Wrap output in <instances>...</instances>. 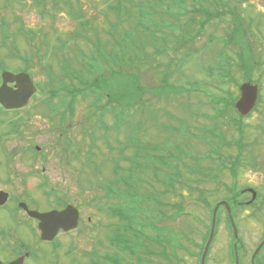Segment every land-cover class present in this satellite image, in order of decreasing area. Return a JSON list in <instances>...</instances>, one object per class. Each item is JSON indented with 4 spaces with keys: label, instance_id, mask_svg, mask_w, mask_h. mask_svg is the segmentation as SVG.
<instances>
[{
    "label": "rangeland",
    "instance_id": "obj_1",
    "mask_svg": "<svg viewBox=\"0 0 264 264\" xmlns=\"http://www.w3.org/2000/svg\"><path fill=\"white\" fill-rule=\"evenodd\" d=\"M17 1L11 17L14 48L19 54L12 58L27 57L32 66L49 63L61 68L60 81L42 68L45 79L40 82L45 90L69 96H35L24 113L26 141L14 148L21 151L26 145V159L3 163L0 170L28 173L32 191H50V196L42 195L38 201L44 209L60 206L59 199L75 204L83 214L79 228L60 233L54 242L40 237L33 240V250L42 254L38 264H91L92 259L102 264H167L173 251L185 258V239L189 264H199L202 245L209 236L211 207L223 198L231 202L239 239L221 208L206 264H213V250L222 264H234L235 242L240 255L246 232L253 231L248 239L253 245L264 222V0H239L236 12L244 19L243 33L228 31L233 24L226 15L224 21L212 19L187 44L185 21L192 15L191 0H44L41 7L36 0ZM4 5L5 0H0L3 23L9 16ZM110 5L124 8L123 14H117L123 19L117 29L111 26L117 24L113 11L117 8ZM41 8L48 12L42 14ZM74 11L83 17H74ZM84 25L88 27L82 32ZM22 26L30 35L19 31ZM77 32L82 34L72 39ZM93 39L117 57L119 48L113 44L120 42L122 56L113 66L119 72L110 76L108 62L103 69L105 82L101 81L97 91L73 96V88H82L94 77L87 72L90 62L81 58H91ZM226 39L239 46L230 43L226 47ZM246 42L252 43L259 60L246 79L258 78L263 95L257 110L237 125L229 116L238 118L235 113L213 118L209 97L217 94L216 89L202 81L215 82L206 75V67L217 58L231 56L236 65L240 61L236 51L243 46L244 54L248 52ZM67 58H71L68 66ZM15 60L11 66H16ZM168 61L172 68L167 71L175 69L169 78L163 70ZM237 83L236 78L224 86L232 97L235 93L238 97ZM164 84L167 90L160 92ZM105 94L116 100V116L109 110L100 115L108 98L95 102L94 95ZM52 107L57 109L56 115L48 109ZM17 155L13 153V157ZM66 156L71 163L65 162ZM190 167L196 172L189 171ZM43 182L44 188L40 187ZM246 188L256 190L257 198L250 205L236 203L231 197L239 196L237 201L252 197ZM152 219L156 226L151 225ZM145 238L156 243L152 256L144 255Z\"/></svg>",
    "mask_w": 264,
    "mask_h": 264
},
{
    "label": "flooded vegetation",
    "instance_id": "obj_2",
    "mask_svg": "<svg viewBox=\"0 0 264 264\" xmlns=\"http://www.w3.org/2000/svg\"><path fill=\"white\" fill-rule=\"evenodd\" d=\"M14 0H5V10L6 16L5 22H0V33L2 35L0 39V51L4 50L5 54H0V87L3 83V72L10 71L15 74L18 73H27L31 77L36 89L30 95V99L27 102V105L21 108H6L0 104V166L3 163L12 164L15 159H26L24 158V150L26 145L21 149V151H15L14 148H19L26 141V133L24 132L25 123L27 119L24 115L25 112L28 113L29 106L34 102L36 95H66V93L55 92L50 89L45 90L44 86L40 81L45 79V72L54 78L55 81H60L61 68L57 69L56 66L48 65L40 66L39 64L32 66L27 57H23L21 60H15L12 58V52L14 51L13 43V19L11 17L13 9ZM12 60L16 61V66H11ZM20 61V62H18ZM39 63L43 64L45 61H40ZM259 64V61H258ZM38 70V72H36ZM255 70V69H254ZM252 71V75L253 72ZM185 72V70H184ZM238 73V72H235ZM41 74V76L39 75ZM50 78V77H49ZM238 82H254L258 81V78H253L252 80L246 79L247 77L242 75H235ZM51 79V78H50ZM256 82V81H255ZM16 81L8 82L6 95H23L21 93L15 92L18 89ZM259 84V90H261V85ZM69 95V94H68ZM73 95H76L75 93ZM233 95H237L236 93ZM240 95V94H238ZM259 95H263L259 92ZM43 104V98L39 99L36 107L39 111V108ZM62 125H59L61 127ZM63 133L60 132V136ZM38 151V148L35 149ZM18 153L16 157H13V153ZM37 155V154H35ZM64 159L63 157H61ZM59 157V159L61 160ZM66 163H71L70 157L66 156ZM5 168V167H4ZM0 170V264H10L15 260H21V264H38L42 259V254L37 253L33 250V240L39 239V221L36 218H33L29 215L25 209V205L29 209H34L38 211H46L49 209H44L39 199L42 195H46L48 191L43 190L41 194L36 191H32L31 185L29 184L28 173L20 172H11L10 170L4 171ZM1 169V167H0ZM43 170H46L43 167ZM43 174H45L43 172ZM46 185V184H45ZM44 182L40 184V187H45ZM246 190H249L246 188ZM251 192V191H250ZM252 197L249 200L238 201L250 205L255 201L256 198ZM239 196L237 197V199ZM39 206V207H38ZM227 214V212H226ZM91 220V217H89ZM83 220V214L80 210V219L79 226ZM262 221V220H261ZM218 224V223H217ZM261 231L258 234V241L251 245L248 242L251 234L253 232L251 229L245 231L246 235L242 241V252L239 255V264H264V222L262 221ZM217 228V227H216ZM186 237V235H185ZM142 244L145 250L144 255L155 254L156 243L152 238L143 239ZM238 244V243H237ZM167 251V246H166ZM170 252V251H169ZM211 252V246L208 251V255ZM175 254V256H174ZM178 250L173 251L170 254V258L166 259L167 264H189V250L186 244L185 239V258L178 256ZM207 255V256H208ZM147 261V256H144ZM168 257V255L166 256ZM211 257L213 259V264H222L219 258L216 255V251L213 250ZM207 260V258H206ZM140 262V261H139ZM150 263V258L148 259ZM234 258V264L235 263ZM91 264H102L101 261L92 259ZM141 264V263H138ZM145 264V263H144ZM206 264V263H205Z\"/></svg>",
    "mask_w": 264,
    "mask_h": 264
},
{
    "label": "trees",
    "instance_id": "obj_3",
    "mask_svg": "<svg viewBox=\"0 0 264 264\" xmlns=\"http://www.w3.org/2000/svg\"><path fill=\"white\" fill-rule=\"evenodd\" d=\"M191 1H192L193 6L190 8L191 9L190 13L192 15L190 16L189 19L187 18V20L185 21V44H187L188 42H194L195 39L197 38V36L203 32V30L206 28V26L209 24V22L212 19L224 21L225 20L224 16H226V15L231 16V18H232L231 22L233 24V28H231L228 31L232 32V30H233L234 33H236V34L238 32L243 33L245 31V29L243 27L244 19L240 16V14H238L236 12V6L239 3V0H191ZM243 1H245V0H243ZM117 2H119V1H117ZM147 2H149V1H147ZM14 3H18V1L14 0ZM185 4H186V1H185ZM36 5L38 7L44 6V0H36ZM72 5L73 4H70L68 6L72 7ZM110 6H111V9H112V7H114V5H110ZM185 7H186V5H185ZM114 8H117V9H113V11L116 12V15L117 14L121 15L124 13V8H122V7H114ZM40 11L44 15L48 12L46 10V8H41ZM118 15H117V17H118L117 24L113 23L111 25L112 28H114V29H117V25L119 24V22H121L123 20L121 18L122 16H118ZM199 15H202L203 18L197 19V17ZM74 17L81 18V17H83V15L79 11H74ZM128 18H133V15L128 14ZM87 22L88 21L86 20L85 21L86 25H88ZM82 27H83L82 32L83 31L85 32V30L88 26L84 25ZM135 28H136V25H135ZM194 29L196 30L195 32H193ZM19 31H21L26 36L30 35V32L27 31L23 26H22V28L19 29ZM82 32L75 33L72 36V39H76L77 37H79L82 34ZM84 35H85V33H84ZM97 37L99 38V35H97ZM70 38H71V36H70ZM66 42L64 41L62 45L66 46ZM90 43L93 45V49L95 50L92 53L91 58L86 57V55H82L81 58L84 57L83 60L90 62L89 66L87 67V72L88 71H89V73L93 72L94 77L92 80H89V81L87 80V83H85V86H82V88H73L72 89L73 94L79 92V93H82L83 95H87V94H90V92L97 91L98 87L100 86L101 81L103 80L105 82L106 77H105V74L103 75V69H104V67L107 68L106 66L109 65V64H107L108 62L110 63L109 67L111 66L108 69L111 72V74H109L110 76H114L115 73L119 72V70L118 69L116 70L115 68H113V66H114V64L116 66V62L119 59H121V56H122L120 45H119L120 42L115 41L113 44V46L118 45L119 52H120L118 54L119 57H117L116 55H112L113 50H111L109 53L108 49L106 50L105 46H101V44H99L98 41L96 42L94 39L90 40ZM230 43L235 44V45L237 44V43H235V41L232 42V41H229L228 39L224 40V44L226 47H229ZM230 46H232V45H230ZM245 48L248 49V52L246 54H244V47L243 46H241L240 51L239 50L236 51L237 57L240 60L236 65L234 64L236 62L235 58H232L231 56H229V57H225L222 60L217 58L216 60L212 61L213 64L206 67V75L208 77H210L211 79H214L215 82H207V81L203 80L202 84H204V85L208 84V83L212 84L214 86V88L216 89V93H217V94L214 93V94L210 95V97H209V105L214 110V115H213L214 119H217L219 117L224 118L227 115H229V113H231L233 115L235 113L238 116V118L236 116L233 117V116L229 115L230 119L237 125H239V123H241L242 116H240L238 114V112L236 111L235 106H234L236 96L232 97L231 90L226 89L224 86L229 85L235 81V79H236L235 78V72H239L243 76H245V77L247 76V78L250 77V75L252 74V71L255 69L254 66L256 65V63L258 64L257 61H259V60L256 59L253 48L249 42H246ZM92 51L93 50H91V52ZM103 51L107 52V53L103 55ZM11 54L13 55L14 58H16V56L19 53L17 52V50H14V52H12ZM108 54H110L109 57H108ZM70 60H71V58L65 59V61H67V64H66L67 66L71 62ZM170 64H172V62L168 61L163 66V67H166V68H163V70L166 71L165 75L168 78L170 76H172V74L175 72V69H173V72L167 71V69L172 68ZM113 70H116V71H113ZM236 74H238V73H236ZM217 79H218V82H217ZM166 81L167 80H164V82H166ZM83 82H84V80H82V82L80 84H83ZM237 86H239V83H237ZM166 90H167V88L164 84V88H161L160 92H163ZM156 95H159V94H156ZM56 96L57 95H49L50 99H53ZM65 96H69V95H65ZM94 96L97 97V99H95V102H99L104 98V96H107V95H94ZM161 96H163V95H160L159 99L161 98ZM107 98H108V101H107L106 105L101 107L100 115L104 116L105 113H108L106 111L109 110V111H111V113H113L114 116H116L118 108H117L115 103H117V102L113 98H110V97H107ZM140 105L142 106L145 104H144V102H142ZM141 108H143V107H141ZM50 109H52V111L54 113L57 112V109L55 107H52ZM63 115H65V113ZM71 115H72V113H71ZM62 118L65 119V117H62ZM183 122L185 123V119ZM204 135H205L204 137H207V134H204ZM204 141L209 142V138H204ZM221 144H224V141ZM63 150H66V148L64 147ZM216 151H217L216 148H214L215 154H216ZM215 154H214L213 158L217 157V156H215ZM115 168H117V165H115ZM232 170H234V169H232ZM189 171L196 172V169L190 167ZM205 177H208V176H205ZM136 192H137L138 196H141L142 192L140 190L136 191ZM64 202H61V203L65 204ZM135 203L136 204H142L141 202H135ZM131 253L133 254L134 252H131ZM138 260L141 262V259L138 258Z\"/></svg>",
    "mask_w": 264,
    "mask_h": 264
},
{
    "label": "water",
    "instance_id": "obj_4",
    "mask_svg": "<svg viewBox=\"0 0 264 264\" xmlns=\"http://www.w3.org/2000/svg\"><path fill=\"white\" fill-rule=\"evenodd\" d=\"M9 81H16L18 89L15 90V92L21 93L23 95H6L8 87L7 83ZM35 89L36 87L27 73L15 75L12 72L6 71L3 73V85L0 87V103L7 108L25 106L31 96L30 94L34 92ZM258 99V84L244 82L240 86V95L235 102V107L241 115L246 116L255 108ZM253 197H256L255 191H253ZM221 205L226 206L234 229V234L236 238H238L237 227L233 218L231 206L228 201L220 200L213 210L211 231L203 250L200 264H205L206 255L215 232L217 210ZM29 213L31 216L39 219L41 238L48 241L53 240L60 230L69 231L75 229L79 222V210L72 204H68L61 210L53 209L43 213L31 210ZM235 254L236 264H239L237 243H235ZM10 264H21V260H15Z\"/></svg>",
    "mask_w": 264,
    "mask_h": 264
}]
</instances>
